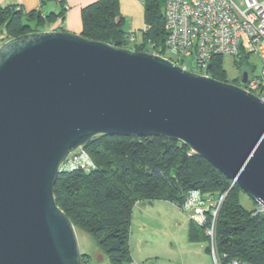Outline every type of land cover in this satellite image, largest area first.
<instances>
[{
    "label": "water",
    "instance_id": "1",
    "mask_svg": "<svg viewBox=\"0 0 264 264\" xmlns=\"http://www.w3.org/2000/svg\"><path fill=\"white\" fill-rule=\"evenodd\" d=\"M149 51L60 30L0 46V264H83L54 189L98 135L180 140L264 204V101Z\"/></svg>",
    "mask_w": 264,
    "mask_h": 264
},
{
    "label": "trees",
    "instance_id": "2",
    "mask_svg": "<svg viewBox=\"0 0 264 264\" xmlns=\"http://www.w3.org/2000/svg\"><path fill=\"white\" fill-rule=\"evenodd\" d=\"M143 4L147 26L142 30V42L136 32L125 27L120 0H97L85 7L81 34L119 47L164 54V0H145ZM46 22L40 11L0 6V39L5 42L43 30ZM132 36L137 40H131ZM132 41L133 47H129ZM222 57H213L208 73L218 80L229 81L223 75ZM83 149L93 164L86 170L66 163L57 178L55 199L76 229L86 230L98 241L110 264L133 261L130 239L137 201L164 199L182 209L193 190L200 191L204 199L217 200L224 195L216 224L217 245L224 260L241 258L264 264V212L256 213L257 205L247 210L239 199L242 188L182 141L164 136L103 134L94 137ZM193 221L191 238L208 237V225ZM86 256L87 253H82L84 264H88Z\"/></svg>",
    "mask_w": 264,
    "mask_h": 264
},
{
    "label": "built area",
    "instance_id": "3",
    "mask_svg": "<svg viewBox=\"0 0 264 264\" xmlns=\"http://www.w3.org/2000/svg\"><path fill=\"white\" fill-rule=\"evenodd\" d=\"M164 4L165 53L147 51L170 59L183 69L207 76H210L208 71L214 56L247 57L256 53L263 66L259 73L248 72L244 88L264 101V0H245L244 8L236 0H164ZM131 40L137 38L132 36ZM148 43L154 46L152 41ZM66 163L69 167L86 170L93 164L83 147L72 152L64 165ZM223 199L224 195L217 200L204 199L200 191L193 190L182 209H193V219L200 225H208L206 232L216 264H259L241 258L224 260L225 256H221L216 224ZM259 212H264V204H257L256 213ZM131 264L136 263L132 261Z\"/></svg>",
    "mask_w": 264,
    "mask_h": 264
},
{
    "label": "rangeland",
    "instance_id": "4",
    "mask_svg": "<svg viewBox=\"0 0 264 264\" xmlns=\"http://www.w3.org/2000/svg\"><path fill=\"white\" fill-rule=\"evenodd\" d=\"M236 2L240 7H245V0H236ZM138 39L140 42L143 41L141 30ZM3 43L4 41L0 39V46ZM128 46L133 47V41L129 42ZM222 66L224 77L229 81H236L240 78L243 69L259 73L263 64L258 54L252 53L247 57L223 56ZM239 199L247 210L254 209L258 204L242 189L239 191ZM194 214L193 209H181L164 199L137 201L133 207L130 239L133 263L216 264L208 249L210 238L192 239L190 236ZM76 231L81 253H87L86 263L110 264L98 241L89 232L82 228Z\"/></svg>",
    "mask_w": 264,
    "mask_h": 264
},
{
    "label": "crops",
    "instance_id": "5",
    "mask_svg": "<svg viewBox=\"0 0 264 264\" xmlns=\"http://www.w3.org/2000/svg\"><path fill=\"white\" fill-rule=\"evenodd\" d=\"M97 0H0V6L15 5L25 12L40 11L47 22L43 30L82 31V10ZM124 25L129 32L145 29V7L139 0H120ZM49 14L51 18H49ZM174 204V203H173ZM175 205V204H174Z\"/></svg>",
    "mask_w": 264,
    "mask_h": 264
},
{
    "label": "flooded vegetation",
    "instance_id": "6",
    "mask_svg": "<svg viewBox=\"0 0 264 264\" xmlns=\"http://www.w3.org/2000/svg\"><path fill=\"white\" fill-rule=\"evenodd\" d=\"M239 80H240V79H238V80H236V81H228V82L238 84V83H239Z\"/></svg>",
    "mask_w": 264,
    "mask_h": 264
}]
</instances>
